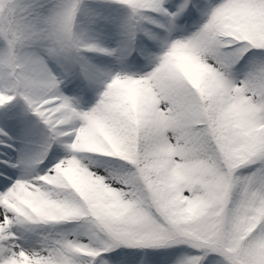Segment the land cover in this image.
<instances>
[{"label": "snow or ice", "instance_id": "snow-or-ice-1", "mask_svg": "<svg viewBox=\"0 0 264 264\" xmlns=\"http://www.w3.org/2000/svg\"><path fill=\"white\" fill-rule=\"evenodd\" d=\"M0 138V264H264V0H0Z\"/></svg>", "mask_w": 264, "mask_h": 264}, {"label": "rangeland", "instance_id": "rangeland-1", "mask_svg": "<svg viewBox=\"0 0 264 264\" xmlns=\"http://www.w3.org/2000/svg\"><path fill=\"white\" fill-rule=\"evenodd\" d=\"M60 152H61V154H63V149H60ZM62 158V157H61ZM101 171H103V169H101Z\"/></svg>", "mask_w": 264, "mask_h": 264}]
</instances>
